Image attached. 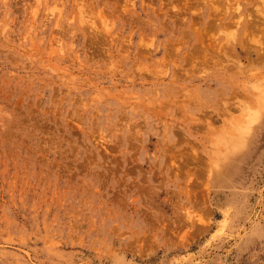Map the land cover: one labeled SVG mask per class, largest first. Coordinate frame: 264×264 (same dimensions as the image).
Wrapping results in <instances>:
<instances>
[{"label": "rangeland", "instance_id": "1", "mask_svg": "<svg viewBox=\"0 0 264 264\" xmlns=\"http://www.w3.org/2000/svg\"><path fill=\"white\" fill-rule=\"evenodd\" d=\"M0 264H264V0H0Z\"/></svg>", "mask_w": 264, "mask_h": 264}]
</instances>
